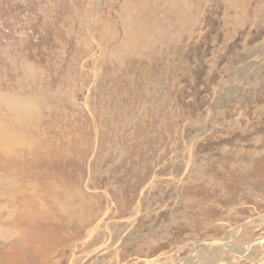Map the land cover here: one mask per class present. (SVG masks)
<instances>
[{"label": "rangeland", "instance_id": "374dc122", "mask_svg": "<svg viewBox=\"0 0 264 264\" xmlns=\"http://www.w3.org/2000/svg\"><path fill=\"white\" fill-rule=\"evenodd\" d=\"M0 264H264V0H0Z\"/></svg>", "mask_w": 264, "mask_h": 264}, {"label": "bare ground", "instance_id": "6f19581e", "mask_svg": "<svg viewBox=\"0 0 264 264\" xmlns=\"http://www.w3.org/2000/svg\"><path fill=\"white\" fill-rule=\"evenodd\" d=\"M220 243L223 244L222 241H220ZM221 244H220V245H221ZM217 245H218V243H217ZM203 248H204V247H203Z\"/></svg>", "mask_w": 264, "mask_h": 264}]
</instances>
